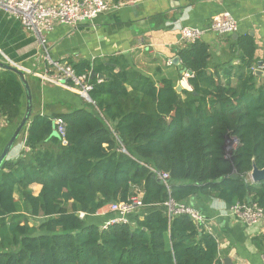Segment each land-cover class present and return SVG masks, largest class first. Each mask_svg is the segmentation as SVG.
<instances>
[{
    "label": "trees",
    "instance_id": "obj_1",
    "mask_svg": "<svg viewBox=\"0 0 264 264\" xmlns=\"http://www.w3.org/2000/svg\"><path fill=\"white\" fill-rule=\"evenodd\" d=\"M236 42L240 62L223 66L226 83L222 66L210 71L208 43L181 47L182 70L192 72V89L181 92L176 78L156 80L123 55L70 61L76 74H88L93 102L34 114L24 128L30 152L0 167V264H224L216 236L190 214L171 213L167 203L209 196L264 209V180H248L254 162L264 167V81L254 71L255 37ZM25 95L19 75L2 70L0 116L18 121ZM57 117L66 121L65 137ZM228 136L238 139L231 152ZM33 183L42 185L38 195ZM138 192L148 210L101 230L112 214L100 221L99 210ZM263 240L254 239L264 253Z\"/></svg>",
    "mask_w": 264,
    "mask_h": 264
},
{
    "label": "crops",
    "instance_id": "obj_2",
    "mask_svg": "<svg viewBox=\"0 0 264 264\" xmlns=\"http://www.w3.org/2000/svg\"><path fill=\"white\" fill-rule=\"evenodd\" d=\"M226 11L238 21V30L231 34L210 30L214 16ZM183 26L207 30L202 40L210 45V71L218 72V66H222L219 72L223 83H226L224 70L240 62L236 42L240 36L250 34L255 37L258 46L256 55L264 62V0H125L118 4L112 1L110 9L92 21H81L75 26L57 24L47 35L49 53L54 61L61 64L82 59L106 61L110 57L123 55L136 70L156 80L164 76L173 77L177 79V84L183 85L182 90L192 89L184 79L185 75L183 79L180 77L182 67L175 61L179 57L178 50L184 46L180 34ZM41 54L33 33L0 8V60L31 71L26 73V77L32 93V114L25 128L36 113L54 115L73 111L85 104L78 92L41 80L40 75L50 67ZM258 67L257 63L254 68ZM263 68L260 74L262 81ZM2 70L0 68V72ZM232 84H236L235 77H232ZM24 102L22 117L18 121L10 123L0 116V154L26 114L27 93ZM26 132L23 129L18 136L7 156L8 160H17L30 152L26 145ZM30 188L34 195H38L42 185L33 183ZM15 197L23 212H26L20 194L16 193ZM185 204L199 212L201 223L216 236L219 256L224 264H264V253L254 241L264 236V218L256 224H246L235 219L228 205L215 197L194 196ZM147 210L141 208L138 212ZM138 212L128 216L130 222H134ZM108 214L111 213L106 205L99 210L98 219L101 221Z\"/></svg>",
    "mask_w": 264,
    "mask_h": 264
},
{
    "label": "built area",
    "instance_id": "obj_3",
    "mask_svg": "<svg viewBox=\"0 0 264 264\" xmlns=\"http://www.w3.org/2000/svg\"><path fill=\"white\" fill-rule=\"evenodd\" d=\"M111 6V0H57L56 2H49L48 0H0V8L17 18L35 36L42 50L41 57L45 58L48 66H50L44 74L40 75L41 80L44 83L57 84L66 89L74 90L90 102H93L89 99L93 84L90 82L88 74L78 75L70 64L54 61L49 53L47 35L57 24L75 26L81 21H92L101 13L108 11ZM209 29L221 34H231L238 30V21L230 12H222L214 16ZM206 31L200 27L183 26L180 28L181 40L184 44L194 43L202 40ZM28 72L31 71L27 70L26 73ZM189 76L185 72L184 79L187 84ZM54 122L57 133L65 137L66 121L57 117ZM233 144L238 145L236 137H232L230 147L232 145L234 148ZM155 172L164 181L169 178L168 172L156 170ZM167 205L171 213H188L195 221L201 223L202 216L191 206L172 200ZM108 206L112 216L100 226L101 230L108 229L115 224L130 223L128 216L131 213H137L144 206L142 193L138 192L126 201L112 202ZM228 210L235 219L250 225L256 224L264 218V209L255 202H237L228 206ZM79 216L83 218L85 212H79Z\"/></svg>",
    "mask_w": 264,
    "mask_h": 264
},
{
    "label": "water",
    "instance_id": "obj_4",
    "mask_svg": "<svg viewBox=\"0 0 264 264\" xmlns=\"http://www.w3.org/2000/svg\"><path fill=\"white\" fill-rule=\"evenodd\" d=\"M175 61L177 62V64H179L181 66L180 63V58L176 57ZM264 62L262 60L258 61V68L255 69V73L260 75L261 73H263V71L261 70V67L263 66ZM0 68L1 69H8V70H12L14 72H16L22 83L25 86V90L27 93V98H28V105H27V111L25 116L22 118L20 124L18 125V127L16 128V130L14 131V133L12 134L11 138L9 139V141L7 142V144L5 145L4 149L2 150L1 154H0V167L2 166L3 162L7 159V156L11 150V148L13 147L15 141L17 140L18 136L21 134V132L23 131V129L25 128V125L27 123V121L30 119L31 114H32V93H31V89H30V85L28 83V79L26 77V72L20 68H18L15 65H11L9 63H4L0 60ZM184 71V70H182ZM188 73V75H191L192 72L190 70L186 71ZM97 75L95 71L92 72V76ZM99 78H102L103 75L102 74H98L97 75ZM183 88L182 84H177V91L181 92ZM90 100H92L91 97H89ZM232 140V137L228 136L226 138L225 141V148L227 150V152H231L232 148L230 147V141ZM249 178L248 180L251 183H259L262 180H264V167L263 168H259L256 163H253V169L252 171L249 173ZM228 262V259H226V263Z\"/></svg>",
    "mask_w": 264,
    "mask_h": 264
},
{
    "label": "rangeland",
    "instance_id": "obj_5",
    "mask_svg": "<svg viewBox=\"0 0 264 264\" xmlns=\"http://www.w3.org/2000/svg\"><path fill=\"white\" fill-rule=\"evenodd\" d=\"M185 45V44H184ZM183 72V71H182ZM183 74V76L185 75V72H183L182 73ZM234 145V148L236 147V144H233ZM233 146L231 145V148H232ZM32 223H33V220H32Z\"/></svg>",
    "mask_w": 264,
    "mask_h": 264
}]
</instances>
